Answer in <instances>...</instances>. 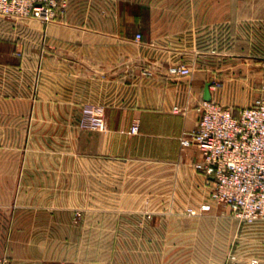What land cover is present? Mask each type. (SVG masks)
I'll use <instances>...</instances> for the list:
<instances>
[{
    "label": "crops",
    "instance_id": "0c3cea01",
    "mask_svg": "<svg viewBox=\"0 0 264 264\" xmlns=\"http://www.w3.org/2000/svg\"><path fill=\"white\" fill-rule=\"evenodd\" d=\"M67 1L65 13L47 25L0 15V256L15 264H24L23 241L10 245L9 233H24L26 216L41 214L26 207V199L85 201L82 220L86 231L100 233L92 239L100 247L121 246L116 235L106 243L110 232L121 231L115 217L162 213L166 206L157 200L166 201L171 190L180 214L210 202L211 189L193 166L201 155L181 139L197 129L204 100L234 111L251 106L256 98H243V90L256 86L264 68V54L247 50V40L239 46L245 51L234 50L230 1ZM177 65L193 74L171 76ZM213 82L223 87L214 89ZM88 104L105 108L104 131L81 128ZM134 119L141 120L137 135L131 133ZM41 153L50 158H37ZM146 199L155 204L133 207L132 201ZM71 208H64L69 217ZM204 215L207 223L231 216L217 205ZM238 222L240 239H248L250 229H264L259 222ZM210 224L175 226L182 234L177 243L185 240L184 229H191L194 241L216 239L220 226ZM38 226L37 218L27 222V230ZM169 228L162 225L159 237L149 224L125 229L134 233L130 246L145 242V255H151L157 242L166 256ZM231 228L224 237L233 252L239 241L233 242ZM257 257L245 253L227 264H253Z\"/></svg>",
    "mask_w": 264,
    "mask_h": 264
},
{
    "label": "rangeland",
    "instance_id": "374dc122",
    "mask_svg": "<svg viewBox=\"0 0 264 264\" xmlns=\"http://www.w3.org/2000/svg\"><path fill=\"white\" fill-rule=\"evenodd\" d=\"M139 1V0H138ZM141 1V0H140ZM167 1V0H166ZM170 2H184L186 4L193 1L200 3H208L213 0H168ZM220 1V0H218ZM225 1V0H222ZM232 3L233 10V30L232 40L234 50H246L240 48L245 44L246 40L249 42L247 50L255 52L256 54H264V0H226ZM220 26V25H218ZM224 27V25H221ZM218 36V33L216 34ZM242 42V43H241ZM248 52V51H247ZM260 67H264L262 63H259ZM259 80L254 88L244 89L243 98L253 95V98H257L264 89V68H261L259 72ZM27 156V154H26ZM33 158V157H32ZM39 159H48L50 155L47 153H41L37 155ZM27 160V157H26ZM148 198V197H146ZM149 199V198H148ZM142 200L132 201L133 207H143L155 204V200ZM80 199L68 200H50V199H36L35 201L26 199V207L36 206L40 211L38 217L26 216V230L24 233L10 232V245L20 246L23 241L24 251V264H144L145 259L149 258L152 264H227V261L238 262L240 256L247 253V256H258L264 260V229L260 227L250 229L248 239H240V232L238 229L237 220L232 216H227V219H216L207 223L205 215L202 216H189L186 214H180L176 210V198L173 190L169 192L168 199L163 201L162 199L157 202L162 203L163 212H157L158 214H142L139 216L122 215L115 217V224L120 227L121 231L110 232L109 242L114 239L113 235H116V240L121 246H96L94 238L99 236L98 232L86 231V223L82 220L83 208ZM71 204L72 216L69 217V210H64ZM219 206V205H217ZM221 207V206H219ZM53 208H55L53 210ZM167 208V210H165ZM61 209V210H60ZM57 211V215L51 214L52 211ZM60 211V212H59ZM145 212V211H144ZM67 213V215H66ZM80 213L81 217L77 214ZM33 218H37L39 222V229L36 231L27 230V222L32 221ZM139 223L142 225L156 226V230L152 231L153 236L159 237L161 234L160 228L162 225H168L170 242L166 256H161L159 243L153 242L151 255L145 252L149 249V246H145V242L142 245L133 247L130 246V240L133 234L125 229L133 223ZM216 224L220 226V232L216 233V239H195L192 237L191 229H184L185 240L181 243H177V235H182L181 231L177 232L175 226H206V224ZM210 224V225H211ZM257 225H264V222H259ZM232 226L233 230V242H237L239 245L234 247L233 252L231 249L230 240H225V231ZM244 226V224H242ZM251 228V227H247ZM254 228V227H253ZM123 229V230H122ZM258 229V230H257ZM228 233V231H227ZM23 234V236H22ZM238 234H240L238 237ZM205 234H201V237ZM112 236V237H111ZM238 238H235V237ZM23 238V239H22ZM18 243H17V242ZM140 241H138V245ZM180 244L182 246H180ZM184 245V247H183ZM237 248V249H236ZM258 254V255H257ZM260 254V256H259ZM238 256V258H237ZM11 256H0V264H15L11 262ZM151 257V258H150ZM235 258V259H233ZM257 259H253L257 260ZM120 261V262H119ZM258 261V260H257Z\"/></svg>",
    "mask_w": 264,
    "mask_h": 264
},
{
    "label": "built area",
    "instance_id": "2783aa9c",
    "mask_svg": "<svg viewBox=\"0 0 264 264\" xmlns=\"http://www.w3.org/2000/svg\"><path fill=\"white\" fill-rule=\"evenodd\" d=\"M67 0H0V15L24 18L43 24L54 22L65 13ZM141 35L136 40L141 41ZM152 76L151 72H144ZM169 74L188 77L193 70L186 65L173 66ZM223 85L212 83V88ZM179 112V109H174ZM198 127L181 139L185 148H195L201 157L193 166L211 189L210 202L189 208L187 215L202 216L214 205L227 209L240 222H264V89L253 104L238 111L218 102L204 100L198 107ZM141 120L134 119L131 133L137 135ZM82 129L104 131L106 110L101 105L83 108ZM81 217V214H77ZM235 259V258H233ZM258 264L257 260L252 261Z\"/></svg>",
    "mask_w": 264,
    "mask_h": 264
}]
</instances>
